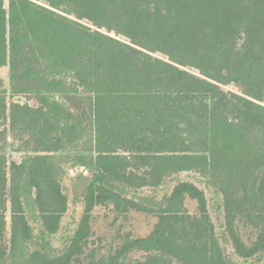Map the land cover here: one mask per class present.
I'll use <instances>...</instances> for the list:
<instances>
[{
	"label": "trees",
	"instance_id": "trees-1",
	"mask_svg": "<svg viewBox=\"0 0 264 264\" xmlns=\"http://www.w3.org/2000/svg\"><path fill=\"white\" fill-rule=\"evenodd\" d=\"M3 67L0 264H264V0H0ZM76 168L83 213L58 248ZM183 172L222 197V234ZM100 205L157 222L100 256Z\"/></svg>",
	"mask_w": 264,
	"mask_h": 264
},
{
	"label": "rangeland",
	"instance_id": "rangeland-1",
	"mask_svg": "<svg viewBox=\"0 0 264 264\" xmlns=\"http://www.w3.org/2000/svg\"><path fill=\"white\" fill-rule=\"evenodd\" d=\"M0 73L5 84L8 85V67L1 68ZM228 88L236 90L234 87ZM13 99L26 101L23 97H15ZM5 127L7 136V146L5 147V150L12 158L20 160L22 155H24V150L28 147L25 143L28 138L27 136H23L17 129H12V127L9 126V123H7ZM75 170V173L68 174L64 179V185L70 198V209L62 218V227L59 232L51 237L52 244L58 248H62L64 244L67 243L69 237L74 233L83 213L82 195L87 185L88 178L87 174H85L84 177L78 176V173L82 171V168H76ZM178 178L181 180L194 181L205 189L212 220L217 226L218 234H222L224 219L222 197L212 189L207 188L197 175L193 173L183 172L178 175ZM172 186L173 182H167L160 190V193L170 191ZM148 192V189L143 190V193ZM186 205L190 211H196L195 201L188 199ZM7 215L9 219V210ZM156 222L157 217L149 214L131 210L126 215H118L113 211L111 206H96L93 210L91 219L92 235L90 237L89 245L91 248L97 249L98 255H106L117 248L127 234H131L133 237L148 235L154 228ZM244 235L245 240H248L251 231L245 230ZM225 245L227 246L228 252L232 253L229 244ZM139 257H142V253H133L128 257L127 261L133 263Z\"/></svg>",
	"mask_w": 264,
	"mask_h": 264
}]
</instances>
